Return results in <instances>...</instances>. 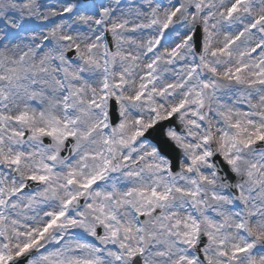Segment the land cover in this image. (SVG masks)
<instances>
[{
    "label": "snow or ice",
    "instance_id": "6c2138e0",
    "mask_svg": "<svg viewBox=\"0 0 264 264\" xmlns=\"http://www.w3.org/2000/svg\"><path fill=\"white\" fill-rule=\"evenodd\" d=\"M57 3L0 0V264H264V0Z\"/></svg>",
    "mask_w": 264,
    "mask_h": 264
},
{
    "label": "rangeland",
    "instance_id": "374dc122",
    "mask_svg": "<svg viewBox=\"0 0 264 264\" xmlns=\"http://www.w3.org/2000/svg\"><path fill=\"white\" fill-rule=\"evenodd\" d=\"M41 3L43 4H56L57 8L59 7V4L57 3V0H41ZM59 20H54L53 23H59ZM35 23H41L40 21H35ZM53 26V24H47V26L43 29H37V31H47L48 28H51ZM23 35V33L21 34ZM18 41H12V43H17ZM24 43H27V41H24ZM50 140V139H49ZM51 142V141H50ZM206 239V238H205Z\"/></svg>",
    "mask_w": 264,
    "mask_h": 264
},
{
    "label": "water",
    "instance_id": "95a60500",
    "mask_svg": "<svg viewBox=\"0 0 264 264\" xmlns=\"http://www.w3.org/2000/svg\"><path fill=\"white\" fill-rule=\"evenodd\" d=\"M110 39V38H109ZM174 123H177V121H174ZM178 151V150H177ZM174 170H176V169H174ZM205 242H206V239H205Z\"/></svg>",
    "mask_w": 264,
    "mask_h": 264
}]
</instances>
